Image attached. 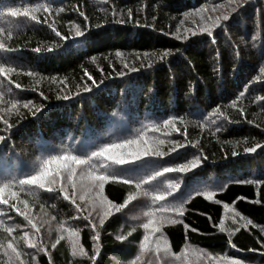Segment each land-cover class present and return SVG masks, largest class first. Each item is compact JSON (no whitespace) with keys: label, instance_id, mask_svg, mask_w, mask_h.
<instances>
[{"label":"trees","instance_id":"trees-1","mask_svg":"<svg viewBox=\"0 0 264 264\" xmlns=\"http://www.w3.org/2000/svg\"><path fill=\"white\" fill-rule=\"evenodd\" d=\"M229 1L0 0V264H136L146 231L130 216L152 202L138 199L149 174L182 167L168 202L183 214L159 227L172 253L264 264V0L184 33ZM170 134L177 146L155 159L121 153L135 144L93 155ZM179 150L203 169L186 174ZM92 192L116 211L92 213Z\"/></svg>","mask_w":264,"mask_h":264},{"label":"rangeland","instance_id":"rangeland-1","mask_svg":"<svg viewBox=\"0 0 264 264\" xmlns=\"http://www.w3.org/2000/svg\"><path fill=\"white\" fill-rule=\"evenodd\" d=\"M255 1L256 0H230L228 3H217L216 5L212 4L211 6L204 8L198 13H195V17L191 15L187 17L191 23H187V27L184 29V33L186 31L187 34L189 32L196 33L199 30L206 32L212 27L216 28L223 22L231 21V17H235L238 13V10L240 9H238V6L246 7V5L248 4H254ZM259 4L263 5V1L259 0ZM225 16L227 17V19L224 18ZM193 28H195V30H192ZM157 140V138L148 140L147 145H145V143L143 144V141H139V144L141 146V149L145 146H151L152 152L154 153L159 150L165 151L167 148L171 150L177 146V142L175 141L176 136L174 134H170L165 139L160 138L158 141ZM136 149L137 145L127 149H121V153L135 151ZM152 155L153 154H149L144 158L155 159ZM169 155L170 154H167L163 161H165L169 157ZM175 158L185 160L187 163H189L187 164L188 171L186 172V174L196 173L203 169V167H200V165H197V167L200 168L196 169L191 167V162H193L195 158H193L191 154L183 153V150H179L175 154ZM149 176L151 177L152 182L151 187H148L147 189H149L151 193L147 192L143 197L138 199L146 202L150 199V202H152L148 205L147 208L140 211L139 216H130L135 217L138 220L137 224L134 225L132 229H138L139 226L142 227L144 231H146L141 241L136 244V264H223L220 259L207 257L196 247L187 246L183 254L178 256L172 253L168 242L161 232L162 228L159 229V227H161L165 223L172 222L174 219H180V216L176 213H179L181 209H179V206L177 205H170L168 200L171 199L170 196H172L169 194L170 186H182V180L184 176L182 172L176 168H173L171 172H165L164 169H155V171L151 172ZM160 179L164 181V187L159 192L154 187L158 186V182L160 181ZM100 196L103 198L102 195ZM157 196H162L163 199L158 200L156 199ZM102 198H99L97 200V194L92 192L91 200L86 197H82L80 198V200L84 202L87 208L91 209L92 213H96L97 211L106 212V216L104 217L105 219L109 216V214H113V212L116 210L114 209V206H112L104 198ZM133 205H135L138 209L147 206L146 204L139 207L138 201H135ZM127 206H129V203L126 204L124 208H121V215H123L125 217V221L129 223L130 219L126 214V209H128ZM135 211L138 212L137 209ZM231 222L237 223L236 217L234 215L231 216ZM145 225H147V227H145ZM52 230L53 229H51L50 231ZM52 232L56 233V235L58 236V231L54 230ZM40 235L41 237H45L41 233ZM70 237H72L73 242H75L76 236L69 235L68 238L70 239ZM75 253L78 255L83 253L80 246L77 244H75Z\"/></svg>","mask_w":264,"mask_h":264},{"label":"snow or ice","instance_id":"snow-or-ice-1","mask_svg":"<svg viewBox=\"0 0 264 264\" xmlns=\"http://www.w3.org/2000/svg\"><path fill=\"white\" fill-rule=\"evenodd\" d=\"M48 9H45V11H47ZM11 15L12 16H16L17 15V13L15 12V11H13L12 13H11ZM23 15H25V16H28V13L27 12H24L23 13ZM225 19H227V17L225 16L224 17ZM33 19H35V17H33ZM57 35H59V33H57ZM77 35L79 36V35H82V33H80V32H77ZM0 47H3L2 45H0ZM49 50H51V49H49ZM36 51H39V49H37ZM4 68H2V67H0V74H2V73H4ZM65 98H67V97H65ZM25 106L27 107V104H25ZM133 144H135V145H137V149L135 150V151H131V152H129L128 153V156H130V157H135V158H138V157H140L141 155H144V156H147V155H149V154H159V155H162V153H158V152H152V149H151V146H145V147H143L142 149H141V146H140V144H139V142L138 141H132V140H129V141H127V144H119V145H117V144H113V145H110L109 147H107V148H104V149H102L100 152H96V153H94L93 155H95V156H97V157H104L107 153H111L112 152V150L113 149H115V148H126V147H128L129 145H133ZM145 145H147V142H145ZM249 151H254V149H249ZM109 158H113V157H109ZM76 164H83L84 163V161L83 160H80V159H78V158H76V157H72L71 158ZM115 159V162L117 163V164H124L125 163V157L123 156V155H121V156H119V157H115L114 158ZM193 166H195V165H193ZM184 167H188L187 165H185ZM173 169H171V168H165L164 169V171L165 172H171ZM184 170V168L182 167L181 169H180V171H183ZM36 177H32L30 180H28V181H21V183L23 184V183H30V184H34V183H36ZM95 179L96 180H98V181H100V187L102 188L103 187V182L105 181V180H107V179H109V177L108 176H105V175H98V176H96L95 177ZM131 181L130 180H125L124 181V183H130ZM52 183H55V181H52ZM41 187H43V185H41ZM137 187H139V185H137ZM49 191H51L52 189L50 188V189H48ZM61 192L62 193H64V198L67 200V199H69V196L67 195V193H66V190L65 189H61ZM156 199H158V200H160V199H163V197L162 196H157L156 197ZM0 203H6V201H3V200H0ZM72 203L73 204H75V201L73 200L72 201ZM127 203V201H125V204ZM118 208H122V207H124V204H121V205H119V206H117ZM179 214L180 215H182L183 213L182 212H179ZM92 227L93 228H95L96 226L95 225H92ZM145 227H147V225H145ZM98 239V238H97ZM120 239H123V237H120ZM34 246V245H33Z\"/></svg>","mask_w":264,"mask_h":264}]
</instances>
